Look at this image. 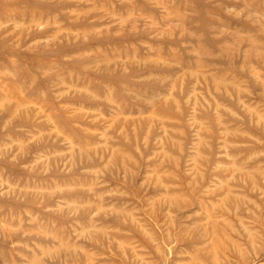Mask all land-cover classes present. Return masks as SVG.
I'll use <instances>...</instances> for the list:
<instances>
[{"label":"rangeland","instance_id":"obj_1","mask_svg":"<svg viewBox=\"0 0 264 264\" xmlns=\"http://www.w3.org/2000/svg\"><path fill=\"white\" fill-rule=\"evenodd\" d=\"M0 264H264V0H0Z\"/></svg>","mask_w":264,"mask_h":264}]
</instances>
